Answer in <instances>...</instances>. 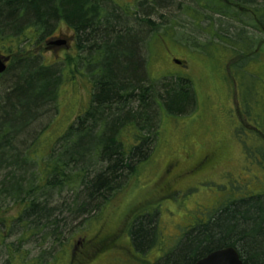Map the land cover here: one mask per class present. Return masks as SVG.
<instances>
[{
    "label": "trees",
    "instance_id": "1",
    "mask_svg": "<svg viewBox=\"0 0 264 264\" xmlns=\"http://www.w3.org/2000/svg\"><path fill=\"white\" fill-rule=\"evenodd\" d=\"M148 1L156 3V0H133L129 2L131 5L118 0H0V52L18 58L12 60V69L8 68L10 85L0 88V197L10 198L17 207L13 215H7L11 209L0 207V237L5 238L15 226L51 229L67 220L63 214L60 216L61 212L82 215L91 208L101 210V202L105 204L104 211L139 172L140 165L150 160L160 134L158 123L162 113L183 115L192 106L190 80L180 77L173 84L160 83L149 74L144 42L146 31L154 29L155 21L150 12H144L143 17L137 13ZM196 1L199 7L195 12L225 15L241 25L264 28V0ZM155 8L159 7L152 5L150 10L154 12ZM63 27L70 36L66 39L67 54L63 57L55 52L61 60L46 64L43 55L39 58L27 55L43 40L56 39L54 34H60ZM256 32L253 31L254 36L249 33L239 37L234 44L223 40L224 47L240 53L255 50L260 42ZM263 46L256 55L263 52ZM48 49L56 47L50 45ZM239 62L240 66L235 65L238 73L245 75L248 60ZM77 75L91 78L88 106L80 108L56 137L47 139L45 151L40 155L36 150L39 143L42 145L44 132L32 134L34 125L45 118L56 102L59 86L67 80L75 84ZM247 87V92H243L240 84L238 99L242 113L249 120L254 118L255 125L237 123L232 113L233 126L243 133L245 151L255 149L264 161V107L254 110L252 87L250 84ZM223 157L210 156L206 167L217 162L221 165ZM244 169L246 165L241 167L243 174ZM223 177H212V182L206 185L207 201L218 212L210 213L207 222L203 220L195 227L178 250L166 256V263L194 264L209 250L233 246L239 249L245 264H264V186L256 195L255 188L246 185L235 197L213 198L217 189L209 185L221 189L223 184L216 178ZM248 180L247 177L245 182ZM64 191H67L64 202L55 204L54 196ZM145 216L135 218L136 224L130 230L139 250L155 240L159 231L153 218ZM97 234L88 240L80 237L81 244L95 245L98 240L99 250L117 246L115 240L109 244L111 237L102 229ZM12 246L13 264H48L44 258L27 260V255L14 247L15 243L8 245ZM75 254L74 251L70 264H75Z\"/></svg>",
    "mask_w": 264,
    "mask_h": 264
},
{
    "label": "rangeland",
    "instance_id": "2",
    "mask_svg": "<svg viewBox=\"0 0 264 264\" xmlns=\"http://www.w3.org/2000/svg\"><path fill=\"white\" fill-rule=\"evenodd\" d=\"M118 1L124 5H131L125 3L131 0ZM147 3L146 7L138 10L137 13L139 15L144 12L152 13L151 18L157 24L155 31L148 29L145 34L144 53L148 61L149 74L153 79L161 80L160 83L169 81L173 84L179 76L189 78L193 87H191L192 106L183 115L162 113V119L158 123L160 134L150 160L140 165L139 172L129 179L128 185L115 195L114 200L109 201L104 211L102 209L105 204L101 202L100 208L103 207L101 210L91 208L90 212L82 215H68L61 212L60 216L63 214L62 216L67 220L51 229L42 230L40 226H33V230H28L24 226H15L13 231L5 234V238L0 237V264H13L10 262L12 259L10 249L13 250V246L8 247L11 243H15L14 247L20 248L22 255H27V260L44 258L48 264L53 262L70 264L74 251L75 264H80V261L84 264H168L166 256L176 252L183 244L184 238L203 223V220H208L213 212H218V208L208 203L206 189L195 192L202 202L197 206L194 201L188 202L187 205L179 202L180 197L186 200L192 198L190 191L169 197L170 190L160 187L162 184L158 177L168 172L169 164L175 158L190 157L191 160H196L206 154L213 157L224 155L221 165L217 162L203 172L205 176L210 177H223L218 173L220 171L221 174H228L223 178H216L223 184L221 189L216 185H209L212 189H217V192L212 194L213 198H224V195L235 197L240 190L246 189V185L255 189L264 186L263 158L250 147L245 151L241 141L243 133L238 132L233 126L231 117L233 115L230 116L227 112L232 111L239 119L240 103L234 94L233 80L230 79L232 82L230 102V96L226 95L224 83L220 79V70L224 71L229 59V57L220 58L223 56V40L234 44L236 39H239L238 35L245 37L250 33L254 36L253 31L257 30H252L253 28L247 26L248 24L241 25L229 16L195 12L194 9L199 7L196 0H156V3L152 1ZM152 5L159 8H155L153 12L150 10ZM147 8L149 10H146ZM211 20L214 22L211 23ZM258 29L256 36L263 44L264 31ZM66 31L63 27L60 34L57 32L54 37L66 40L70 36ZM162 39L165 41L162 42ZM65 44L56 46V49H48L50 44L43 40L27 55H36V58L43 55L46 64H55L57 60L62 59L55 56V52L63 57L67 54ZM230 55L237 54L230 52ZM256 58L244 65L246 74H239L240 78H238V82H242L243 92H247V84L252 87L251 100H255V111L260 106L264 107V50L256 55ZM13 59L18 58L13 57ZM176 60H182L185 65ZM9 68L12 69V66ZM9 70L0 75L1 89L10 85ZM86 74L89 75V72L87 71ZM224 74L222 72V77ZM229 77H232V74ZM76 80L75 84L67 80L59 86L56 102L49 107L45 118L34 125L35 130L32 134L44 132L41 134L42 145L39 143L36 150L40 155L45 151L46 142L62 132L80 108L88 106L87 101H90L92 92L91 78L77 75ZM228 84L227 80L226 85ZM158 112L159 120L161 115L159 108ZM36 133L34 135L38 136ZM245 165L246 173L243 174L241 167L244 168ZM230 171H234V175H230ZM247 177L249 180L245 182ZM204 186L205 182L199 181L196 188H204ZM66 196L67 191L62 195H55L54 203L62 204ZM0 207L3 210L11 209L7 215H13L17 211L16 204L10 198L5 200L4 197H0ZM141 214L142 217L147 215L150 216L148 218H153V224L156 230H159L156 239L145 244L144 250L134 246L130 235L131 227L137 221L133 222V220ZM206 215L209 216L205 218ZM99 229L111 237L110 245L115 240L117 246L99 250L98 240H93L95 245L91 244L92 242L81 244L80 237L87 240L90 237L94 238ZM77 244L78 248L75 249ZM132 248L137 250V255L131 253Z\"/></svg>",
    "mask_w": 264,
    "mask_h": 264
},
{
    "label": "flooded vegetation",
    "instance_id": "3",
    "mask_svg": "<svg viewBox=\"0 0 264 264\" xmlns=\"http://www.w3.org/2000/svg\"><path fill=\"white\" fill-rule=\"evenodd\" d=\"M131 2H133V0H131ZM137 8H138V5H137ZM140 15H141V17L145 16L144 14H140ZM156 25L157 24L155 22L153 31H155ZM247 26H249L250 28H253L252 30H255V26H252V25H249V24ZM260 28L264 29L263 27H260ZM256 30L258 31L259 29L256 28ZM238 36L240 37V35H238ZM163 41H165V40L162 39V42ZM245 45H247V43H245ZM228 46H230V45H228ZM257 46H256L257 48L255 47V50H250V51L243 50V53H240V50H235L234 48L232 49V48H229V47H223L222 46L223 56H221L220 58L224 59V58H228L229 57V59H227L228 62H227V65H226V67L224 69L225 72L222 69L220 70V72H221V74H220L221 78L220 79L224 83L223 88H224V91L226 92V95L230 96L229 97V101L230 102H231L230 89L232 87V82H231L230 79L233 80L234 87H235L234 91H236V90L238 91L237 98H239V95H240L239 94L240 84H242L241 81L238 82V78H240V76H239V73H238V68L235 65L240 66L239 65L240 59H247L248 62L250 60L257 59L256 58V53L258 52V49L261 48L262 41H260L257 44ZM165 50H167V49H165ZM230 52L236 53L237 55L236 56L230 55ZM175 59H177V58H175ZM230 62H232L233 65L230 64ZM181 63H182V65H185L182 60H181ZM186 67L188 68V65ZM222 72L225 73L223 75V77H222ZM230 74H232V77H229ZM185 79L190 80L189 78H185ZM227 80L229 81L228 85H226ZM190 82H191V80H190ZM234 94H235V92H234ZM239 102H240V99H239ZM241 108H242L241 106L238 108L239 119H237V117H236L235 121L237 123L238 122L239 123H243L244 122L247 126H254L255 125V123L253 122L254 118L249 120L247 118V116H245V114L242 113L243 108L242 109ZM227 112L229 113L230 116L233 113L232 111L231 112L227 111ZM210 156L211 155L206 154V155H204V156H202V157H200V158H198L196 160H191L190 157H187V158L185 157L184 159L175 158V160L169 164V168L167 169L168 172H166V173L162 174L160 177H158V180H159L160 184H162V186H160V187H164L165 189H169L170 190L171 195L169 197H171L173 195H177L179 192H181L180 195H183L187 191H190L192 193V198H189L188 200H186V199H183L182 197H180L179 198V202L181 204H183V205L184 204L187 205L188 202L194 201V202H196L197 206L201 205L202 202L199 200L198 194H196L195 192H197L198 190L206 189L207 188L206 185L209 184L210 182H212V177L205 176V174H203V172L206 169H208L206 167V164L209 162ZM221 162H223V160H221ZM224 175L227 176L228 174L226 173V174H223V176ZM154 177H156V176H154ZM199 181H204L205 182L204 188H202V187L196 188V185H197V183ZM206 190L209 193V190L208 189H206ZM259 190L260 189H255L254 190L255 195L257 194V192ZM208 193H206V195H208ZM193 194H196V195H193ZM183 197H185V196H183ZM208 216L209 215H206L205 218H207ZM205 221H207V220H205ZM97 235L99 236V234H97ZM214 250L215 249L207 251V253L204 254L202 257L207 256L209 253H211ZM130 251L133 252V254H135V255L138 254L136 252L137 250L135 248L130 249Z\"/></svg>",
    "mask_w": 264,
    "mask_h": 264
},
{
    "label": "water",
    "instance_id": "4",
    "mask_svg": "<svg viewBox=\"0 0 264 264\" xmlns=\"http://www.w3.org/2000/svg\"><path fill=\"white\" fill-rule=\"evenodd\" d=\"M56 46H61L66 43L64 40H53L50 42ZM10 56L0 54V74L7 71ZM194 264H244L243 259L237 248L227 246L218 248L209 253L207 256L200 258Z\"/></svg>",
    "mask_w": 264,
    "mask_h": 264
}]
</instances>
